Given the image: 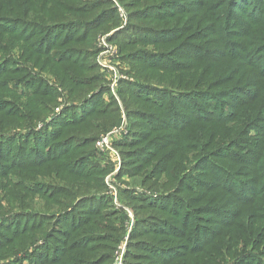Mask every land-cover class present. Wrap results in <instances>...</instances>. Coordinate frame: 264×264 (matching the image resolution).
Listing matches in <instances>:
<instances>
[{"label":"rangeland","instance_id":"obj_1","mask_svg":"<svg viewBox=\"0 0 264 264\" xmlns=\"http://www.w3.org/2000/svg\"><path fill=\"white\" fill-rule=\"evenodd\" d=\"M168 1L106 0L116 10L118 21L108 20L98 30L90 33L92 40L87 56H89L88 63L91 67L89 65L83 72H69V75H74L73 81L76 85L85 86L82 89L74 92L72 88L77 86L71 85L68 82L69 77H64L59 69L28 66L32 77L27 85L20 84V80L11 79L8 75L0 74L1 79H6L8 90L0 106L7 108L10 104L9 110L14 113L21 108L19 118L27 117L24 105L28 98L24 97L27 95L23 92L24 88L32 89L33 84L39 88H45L41 91V96L34 99V104L39 109L34 124L30 128L26 125L11 128L10 132L4 133L11 134L13 131L20 133V150L9 155L8 146L12 144L10 135H5L0 140V264H33L34 259L28 257L33 251L24 250V248L33 242L35 246L41 245L42 240L39 241L41 234L55 226L54 220L57 215L69 212L82 200H96L102 197H106L108 201L102 213L109 214L110 219H115L112 224L105 221L102 223L108 224L110 228H116L115 232L101 231L109 234V238L116 241L115 244L113 243L111 261L108 264H216V252L225 251L224 246L220 247V250L214 246V250H210L208 256L204 257L195 253L199 252L198 249L193 250L192 247H188L190 242L188 239H183L185 232L190 236L193 224H197L199 233H211L213 238L223 236L239 213V211L235 212L236 207H231L230 211L223 213H218L217 209L215 211L210 209L209 212L212 213L210 215L205 214L203 209L202 211L197 209V197H193V192L197 190V178L201 176L200 171L209 166L197 160L198 128H203V124L197 122L200 118L197 115V108L203 110L200 114L203 117L214 113L217 105H213L215 101L209 99L214 98L213 94L216 92L214 88L218 82L222 81L218 80L221 78L224 80L240 58H244L246 62L249 56L253 58L260 54L255 59L260 71H258L259 75L255 76V80L250 81L252 87H248L247 83H237L232 89L234 94L226 100L234 102L238 96H242L239 101L244 102L247 95L256 91V79L260 74H264L262 67L264 66V0L259 3L261 16L252 21L242 19L237 14H241L242 6L250 3L255 4L253 9L257 8L256 0H238L236 4L233 3L232 12L228 11L227 6H219L223 0H214L211 3H203L201 0L200 3H195L193 9L191 7L185 11L179 10L165 17L138 16L135 12L143 4L157 5L156 3L160 2L163 6L168 4ZM181 1L183 0L171 2L176 4ZM64 2L67 5H62L63 11L47 5L44 13L56 32L53 41L65 35L67 26L73 27V34H77L81 23L75 20L81 16L80 14L87 13L88 18L96 15L97 12H102L101 9L108 6L105 3L93 11L91 8L80 9L78 7L80 3L69 0ZM193 2L195 1H192L189 6ZM44 14L38 16L41 18ZM248 17L254 18L255 15L251 13ZM129 20L131 24L148 32L160 30L165 35L161 41H133L126 51L122 49L123 53L161 56L164 60H169L170 67L153 66L143 61L142 63L148 66L139 69L137 61L126 59L122 55V47L115 41L114 34L124 29L129 24ZM68 21L71 22L66 23ZM32 28L38 30L34 40L41 38L40 28L37 25ZM33 35L34 32L28 38L31 39ZM81 40L79 38L75 42ZM68 41H63L58 48L66 46L65 48L70 49L83 46L67 43ZM58 48L49 47L47 52L53 56ZM233 54H239L241 57L227 58ZM14 56H17V51L14 52ZM161 57L153 62L161 64L164 62L161 61ZM138 58L140 60L143 57ZM218 58H222V62H217ZM3 63L5 61L0 62V64ZM4 65L9 66L7 63ZM10 67L15 71L22 69L20 63L16 68L12 65ZM166 69L171 71L169 76L165 75ZM237 69L240 70L239 67ZM247 70L251 76L255 72ZM244 74L245 72L240 70L239 76L243 77ZM135 86L138 93L132 89ZM147 88L153 93H143L139 96L141 91ZM244 90L246 91L242 93ZM129 93L132 94L129 95ZM220 94L222 96L226 93ZM92 97H96L100 105L104 106L106 117L96 115L90 120L92 125L101 126L96 130L89 128L85 131L84 134H89L91 137V143L84 144L79 141L70 145L71 142L68 141L69 144L65 146L64 152L58 150V157H54L56 161H47L54 156L58 146L52 145L53 141L67 140L68 134L76 132L65 126L56 136L50 137L57 123L55 118L61 117L67 109L73 107H79L76 113L80 116L83 110L82 101ZM173 100H176L175 105H172ZM18 104L21 106L18 107ZM258 105L256 109V112H259L258 117L241 132L242 139L239 143L235 141L236 147L230 148L234 143L224 144L225 148L217 149L209 154L212 160H215V156H222L231 149L235 150V156L245 160L249 158V152L256 150L260 141L264 139V101ZM233 109L225 105L226 113L216 111L215 116L226 119L234 115L231 113ZM161 112H164L167 117H163ZM117 116L115 121L114 117ZM176 127H181L177 136L173 134ZM32 132L33 137L30 135ZM231 134H233L232 128L222 137L225 139ZM177 137H179L178 149L175 147ZM104 138L108 140L107 146H99L97 142ZM38 141L44 145H38ZM173 144L174 147H172ZM47 145L49 148L44 150V153L43 149ZM74 149L77 150L74 151ZM37 151L41 155L32 157L31 155ZM153 156H156L154 160H152ZM32 160L39 163H31ZM78 161L83 162L79 168L74 166ZM147 161L150 162L146 164ZM177 161V167L171 175L176 181L168 184V171ZM57 166L62 167L61 177L58 176ZM140 167L143 168L140 169ZM89 170L97 174V182L88 183L84 181V178H78L84 177L83 173ZM161 171L165 172V176L159 174ZM179 182H183L186 186L185 193L182 190L178 193L179 190L176 187ZM158 196L167 198L177 196L175 198L180 201V206L187 209L185 218L188 222L183 220L177 230L181 235L168 241L170 238L168 233H176V231L163 226V231H149L150 229L139 231V235L132 238L131 234L137 219L145 223L148 218L158 217L163 219L162 222H169L171 225L178 220L171 211L155 206L149 207L150 204H156L153 201ZM252 197L249 190L245 191L244 200ZM259 198L261 202L252 205L253 201L249 200L248 206L241 208L240 218L246 213L249 219L264 213V192ZM166 206L168 203L163 205V207ZM189 213H193L190 219ZM92 219L95 220L97 217ZM40 220L42 221L36 223ZM179 220L182 221L181 216ZM159 225L154 224V226ZM53 231L59 232L58 229ZM240 231L243 232L241 229L236 230L238 233ZM260 235L262 238L258 245L251 250L256 252L260 259L257 261L255 257H249L247 259L250 263L245 264H264V234ZM58 237H63V234H58ZM200 238V250H202L209 242H205L208 238L205 235H201ZM194 243L196 244L195 239ZM137 244H142L143 247H138ZM175 245L177 246L174 247ZM259 245L263 247H258ZM178 248H180L179 252L175 251L169 255L164 253ZM173 259H176L175 263ZM225 261L232 264L230 260Z\"/></svg>","mask_w":264,"mask_h":264},{"label":"trees","instance_id":"obj_2","mask_svg":"<svg viewBox=\"0 0 264 264\" xmlns=\"http://www.w3.org/2000/svg\"><path fill=\"white\" fill-rule=\"evenodd\" d=\"M64 1L65 0H0V62L5 61V63L9 65L5 66V63L0 64V74L3 76L8 75L11 79H15L16 81L20 80V84L27 85V83H30V79L32 77V75L29 73L31 70L28 68V66H36L42 69H59L64 77H69L68 82H70L71 85H76V82L73 81L74 75H69V72H83L90 65L88 63L89 56H87L89 53L88 48L90 47L92 40L90 33L98 30L108 20H118L116 16V10L113 9L112 5L106 2V0H92L90 2L69 0L73 3H80L78 7L83 10L91 8L94 11L98 9V6H103L105 3L108 6L102 8V12H97L96 15H92L88 18L87 13L80 14L81 16H78L79 18H76L77 20H75L80 21L81 23L79 32L74 35V28L67 26L66 30L64 31L65 35L63 37H58L55 41H53L52 39L56 37V32L53 29V26L50 24L48 17L45 16L44 13L47 9V5H52L51 7H56L59 11H63L62 5H67V3ZM131 1L134 2L136 0ZM171 1L172 0H169V3L163 6L160 2L156 3L157 5L143 4L135 12L138 16L152 15L157 17H165L179 10L185 11V9H190L191 7L193 9L195 3H200L201 0H183L176 4H172ZM192 1L195 2L189 6ZM202 1L203 3H211L214 0ZM237 1L238 0H223V3H221L219 6H227L228 11L232 12L234 7L233 3L236 4ZM260 2L261 0H256L257 8L254 9V3L242 6L240 9L241 14H237V16L249 21L257 20L261 16V5H259ZM42 13L44 16L40 18L38 15ZM251 13L255 15L254 18L248 17ZM69 22L71 21L66 23ZM34 25H37L41 31L42 36L38 40H34V37L38 35V30H33L32 28ZM33 32V37L31 39L28 38V36H30V34L32 35ZM164 35L165 34L160 30L148 32L146 29H142L134 24H131L129 20V24H127L124 29L114 34V38L115 41L118 42L122 47V55L125 56L126 59L130 58L134 61H137L139 69L148 66L144 65L142 63L143 61H146L147 64L153 66L168 68L170 67V64H168L169 60H164V58L161 56H149L147 54L130 55L126 52L124 54L122 50L124 49L126 51V49L130 48L133 41H161L164 39ZM79 38L82 40L75 42V40ZM93 38H95V36H93ZM69 39L72 40L68 41ZM65 40L68 41L67 43L83 46L70 49L65 48L66 46L58 48V46ZM49 47L58 48L53 56H50L47 52ZM15 51H17V56H14ZM133 53L137 52L133 51ZM259 55L260 54H257L253 58H251L252 56H249L247 58L248 61L246 62L244 58H240L241 56L239 54L229 55L230 57L227 56V58L233 57L235 59H240L234 68L230 70L228 76L224 78V80L228 79L226 82H223V78L218 80L222 81L218 82L217 86L214 88L216 90V92L213 94L214 98L209 99L215 101L213 105H217V112L225 114V105H228L234 108L231 112L234 115L226 119L218 118L215 116V111L214 113H211L210 116L203 117L200 116L203 110L197 108V115L200 117L197 119V122L203 124V128H198L197 160H201V163L205 162L206 165H209L203 171H200L201 176L197 178V190L195 189V192H193V197H197V209H201V211L203 209L205 214L210 215L212 214L209 212L210 209L213 211L217 209L218 213H223L225 211H230L231 207H236L235 212L239 211V213L237 214V217H234V222L230 224L228 227L229 230L223 236H216L213 238L211 233H199L197 232V224H193L190 236H188L189 234L185 232V237L183 239H188L190 241L188 247H192L193 250L198 249L199 252L195 253L197 255H203L204 257L208 256V252L210 250H214V246L218 250H220V247L224 246L225 251H217L215 254L216 264H230L225 260H230L232 264H245L250 263V260L247 259L249 257H255L257 261L260 259L258 254L256 252H251V250L258 245L260 239L262 238L260 234H264V213H260L254 216L252 219H249V216L246 213L245 216L243 215L240 218V210L241 208L248 206L249 200L253 201L252 205L262 201L259 196H261L264 192V139L260 141L259 146L255 151L249 152L250 156L245 160L235 156V150L233 149L223 153L222 156H215V160H212V157L209 156L210 153L217 151V149L225 148L224 144L229 145V143H234L231 144L230 148L236 147L235 141L239 143L240 139H242L241 132L251 123H253L258 117L259 112L257 113L256 109L259 106L258 104L263 103L264 101V74H260L258 79H256V91L252 92L250 95H247V98L244 100V102L239 101L240 97L242 96H238L234 102L226 99L231 98V96L234 94L232 89L237 85V83H247L248 87H252L250 81L252 82L255 80V76L257 74L259 75L258 71H260V69L256 66L257 64L255 60ZM139 56L143 58L138 60ZM159 57H161V61L164 62H161V64L153 62ZM217 62H222V58H218ZM244 62L245 64L243 66ZM19 63L22 65L21 70L15 71L10 67V65H12V67L16 68ZM238 67L241 71L245 72L243 77L239 76L240 70L237 69ZM262 67L264 68V66ZM247 69L255 71L253 72L252 76L249 74ZM170 72L171 71L169 69H166L165 75L169 76ZM5 80L0 78V102L5 100L4 95L5 92L8 91ZM146 84L148 83L146 82ZM33 86L34 88L32 89L24 88L23 90V92L27 94L24 97L28 98V101L24 105L27 117L19 118V112L21 108L16 113H14V111L9 110L10 104L7 106V108L0 106V140L3 139L5 135H10L9 139H12V144L8 146L10 149L9 155H13V152H16V150H20V133L15 131H13L11 134L4 133L10 132L11 128H16L18 126L23 127L26 125L28 128H30L34 124L35 117L39 112V109L34 104V99L41 96V91H44L45 88H39L35 84H33ZM76 86L77 87L72 88L74 92L85 87L84 85L78 86V84ZM136 87L137 86L132 89L138 93ZM223 87L229 88L225 89ZM164 89L166 90L165 87ZM143 90L139 96L143 95V93H153V91L148 88ZM245 91L246 90H244L242 93ZM220 93L226 94H222V96H220ZM131 94L129 93V95ZM159 100H161V98H159ZM175 101L176 100L172 101V105H175ZM20 106L21 105L18 104V107ZM82 106L83 110L80 109L82 110L80 116L76 113L79 107H73L71 109H67V111H65L61 117L55 118L57 123L55 124L56 126L53 130L54 132H52L50 137L56 136V134L60 132V129L65 126L75 130L76 132L68 134L67 140H54L52 145L58 146L55 149L54 156H51V158L47 161H56L57 159H54V157H58V150L64 152L65 146L69 144L68 141L71 142L70 145L78 143L79 141L84 144L91 143V137H89V134H84L86 133L85 131L89 128L91 130L101 128V126L92 125L90 123V120L96 115L106 117V111L103 110L104 106L100 105L98 99H96V97H92L87 100L85 99L82 101ZM89 109L91 110L85 112ZM161 113L163 117H167L164 112ZM117 118L118 116L114 117L115 121ZM104 120L106 121V119ZM168 120L171 122L170 116H168ZM231 128L233 134L224 139L222 136L227 134ZM180 129L181 127L174 128L175 132L173 134L177 136ZM30 135L32 136L34 133L32 132ZM182 142L184 143V139ZM37 144L40 146L44 145L39 141ZM178 144L179 137H177V142L175 144L177 149ZM172 147H174V144ZM48 148L49 146L47 145L43 151H46ZM76 150L77 149H74V151ZM39 155L41 154H39V151H37L31 156L36 158L39 157ZM155 158L156 156H153L152 160ZM32 161L33 162L31 163L34 164L39 163L36 162V160ZM149 162L150 161H147L146 164ZM82 164L83 162L78 161L74 164V166L79 168ZM142 164L143 163H141V165ZM177 164L178 161L168 171V184L176 181L171 175L175 171ZM58 166L56 169L59 171L58 176L61 177L62 167L58 168ZM142 168L143 167H140V169ZM53 170L54 169L52 168V171ZM90 171L91 170L84 172L83 175L85 176L78 178H84V181H87L88 183L97 182V174H94ZM159 174L161 176H165L164 171H161ZM100 175L101 174H99V176ZM177 185L178 186L176 189L179 190L178 193H180V190L185 193L186 186L183 184V182H179ZM247 190H249L250 195L253 197L251 199L244 200L243 196ZM175 197L177 196H170L168 198L166 196H158V198L153 201L156 204L149 205V207L155 206L158 208H164L166 211H171L175 219H178L177 221H174L173 225H171L169 222H162L163 219H159L158 217L150 219L148 218L145 223L142 222V220L137 219L136 226L133 233L131 234V237L133 238L134 236L139 235V231L142 232L148 229H150L149 231H163V226L167 227L169 230L176 231V233L169 232L170 234L167 232L168 235H170L168 241H171L175 236L181 235L179 232H177V230H179L180 223H182L183 220L188 222V219L185 218L187 209H185L183 206L181 207L179 204L180 201H177ZM165 203H168V206L163 207ZM106 205H108L106 197L98 198L96 200L86 199L78 202L77 205H74L73 209H71L69 212H64L57 215V218L54 220L55 226L51 227L49 231H44L41 234L39 241L42 240V244L35 246V242H33L34 244L30 243L26 246L27 248H24V250L33 251L30 255H28L29 259H34L33 264H108V262L111 261V255L114 246L113 243L115 244L116 241L114 242L112 238H109V234H104L101 231L108 230L115 232L116 228H110L108 224L102 223L105 221L112 224L115 221L114 218L110 219L109 214L102 213L105 210ZM96 209L99 210L96 211ZM81 212L84 213L81 214ZM180 216L182 217V221L179 220ZM191 216H193V213H189L188 218L190 219ZM92 217H97V219L93 220ZM41 221L42 220L36 223ZM155 223L160 225L154 226ZM53 229H58L59 232L56 233L57 231H53ZM239 229L243 230V232H236V230ZM209 232L211 231L209 230ZM60 233L63 234V237L61 238L58 237V234ZM201 235L207 236L208 238L205 242H209V244L202 250H200ZM106 239L111 240L107 241ZM194 239L196 244L194 243ZM191 244L192 246H190ZM137 246L143 247L142 244H137ZM176 246L177 245L174 247ZM258 247L263 246L259 245ZM179 249L180 248L173 251H165L164 253L169 255L175 251L179 252ZM175 262L176 259H173V263Z\"/></svg>","mask_w":264,"mask_h":264},{"label":"built area","instance_id":"obj_3","mask_svg":"<svg viewBox=\"0 0 264 264\" xmlns=\"http://www.w3.org/2000/svg\"><path fill=\"white\" fill-rule=\"evenodd\" d=\"M97 144H98L99 146H107V144H108V140H107V138H104V139H102L100 142H97ZM116 264H119V263H116Z\"/></svg>","mask_w":264,"mask_h":264}]
</instances>
